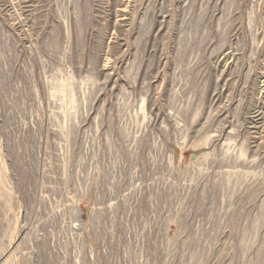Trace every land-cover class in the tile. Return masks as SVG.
<instances>
[{
	"label": "rangeland",
	"instance_id": "obj_1",
	"mask_svg": "<svg viewBox=\"0 0 264 264\" xmlns=\"http://www.w3.org/2000/svg\"><path fill=\"white\" fill-rule=\"evenodd\" d=\"M0 264H264V0H0Z\"/></svg>",
	"mask_w": 264,
	"mask_h": 264
}]
</instances>
